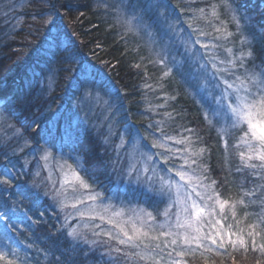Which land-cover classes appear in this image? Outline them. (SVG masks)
I'll list each match as a JSON object with an SVG mask.
<instances>
[{"label":"trees","instance_id":"trees-1","mask_svg":"<svg viewBox=\"0 0 264 264\" xmlns=\"http://www.w3.org/2000/svg\"><path fill=\"white\" fill-rule=\"evenodd\" d=\"M234 1L240 12L250 19L249 35L252 37V33H256L255 64L259 65L264 61V52H261L264 0ZM164 2L174 4L177 0ZM51 5L58 10L55 27L44 26L41 22L44 17L40 13L52 12ZM99 7L100 0H0V79L6 78L5 86L0 88V169L7 163L3 156L7 152L19 174L14 184L27 187L32 183L33 173L40 172L35 177L36 183L41 185L40 190H30L38 199L27 193L18 194L15 187L5 190L6 186H0V234L9 247L17 250L24 264H68L66 254L71 249L65 244L71 242L63 238L58 240L60 233L57 230L64 223L66 208L61 211L57 204L53 210L49 207L53 203L51 199L42 194L44 185L55 184L59 188L56 181L47 179L39 159L40 153L30 155L31 148L24 146L23 139L13 135L14 129L9 125L20 128L24 137L31 140L35 132L24 131V122L35 116L45 129L41 136L50 142L48 147L54 144L51 149L58 150L59 142L69 144L70 136L61 122L64 116L59 114L70 106L78 81L85 79L80 71L83 65L89 72L85 82L102 80L107 83L121 100L122 108L125 110L127 106L128 113L133 114L132 131L144 132V127L138 124L139 114L144 108L140 100L149 91L146 84L153 77L151 68L137 62L130 47L118 36L117 29L109 27L103 20ZM53 35L58 36L55 45L52 44ZM188 114L185 124L198 122L192 111ZM81 140V155L91 161L96 174L95 189L104 199L116 194L114 199L118 202L124 196L121 194L123 181L120 180L122 162L115 159L114 152L110 151L112 146L103 143L98 135H83ZM20 147L23 151L19 150ZM13 149H16L15 153ZM26 160L30 161L27 166ZM217 166V163L213 165V172ZM249 177L252 176L249 174L246 180H251ZM139 191L135 189L136 194ZM16 195L20 202H15ZM22 210L25 213L19 214ZM76 225H80L77 218L71 220L69 227ZM95 225L97 223L89 224L88 228L81 226V230L90 240L106 239L92 235L93 231L104 228H95ZM247 239V252L242 248L234 251L226 246V249L219 250V255L216 252L201 255L202 250H197L195 255L180 258L185 264H257V260L264 264V256L252 251L250 238ZM257 243H260L258 239ZM105 252L106 247L94 246L89 250L88 245L81 244L71 251V255L76 264H133L131 259L116 253L103 255Z\"/></svg>","mask_w":264,"mask_h":264},{"label":"snow or ice","instance_id":"snow-or-ice-1","mask_svg":"<svg viewBox=\"0 0 264 264\" xmlns=\"http://www.w3.org/2000/svg\"><path fill=\"white\" fill-rule=\"evenodd\" d=\"M224 3L232 12V20L239 28V19L235 15L232 5L227 0H224ZM160 7L161 5L154 3L153 0H124L122 14L130 16V19L125 21L129 26V31H136L137 33L144 31L151 37L153 29L160 27V17L164 16L163 13L159 12ZM51 8L53 11L48 14L43 11L40 13V16L44 17L41 22L44 26L55 27V17L58 10L55 9V5H51ZM217 8L218 5L216 4H211L208 10L199 8L193 13L192 19L219 20ZM164 19L166 22L167 17L164 16ZM133 20L136 21L135 26L132 25ZM188 27L199 34L195 40H191V35L189 39L193 47L199 44L201 48L205 49L201 59L203 60L204 56L210 58L200 64V67L204 68L210 62L216 70L214 76L216 73H227L233 77L231 80L226 78L223 80L225 88L220 91L218 99L213 98L215 107L211 110L210 117L207 112L205 113V120L209 124L216 123L219 125L218 135L223 139L226 151L228 143L225 137L234 130L240 132L235 147L239 148L242 144L246 151L238 153L241 167H238L237 171L251 170L249 174L260 183L253 184L250 189H244L241 185V197L238 200H225L221 198L220 193L215 188L216 181L213 180L208 184L203 183L207 177L192 168L193 165L197 164V159L194 157H201L206 149L203 147L194 148L191 135L187 137L162 135L160 139L153 138L151 147L164 148L166 152L172 153L171 156L163 152L157 153L166 165L170 159L175 157L176 153L181 151V149L169 147L166 141L185 145L183 152L186 153L180 157L183 159V164L179 167L173 165L166 169V172H174L175 177H178L179 180L171 176L157 174L155 164L152 165V176L148 175L149 168L147 166L142 169H135L130 166L127 171L129 183L134 182L137 188L142 190V194L153 199L155 203L167 201L164 210L160 213L164 219L158 222L156 215L144 207L132 208L128 211L121 208L113 211V206L110 203H97L102 194L93 188L96 181L91 177L85 179V176L81 174L86 172V169L80 166L78 158L76 167L65 161L64 164L60 165L63 180L59 188L55 184L44 185L45 190L42 194L51 199L53 203L49 207H52L53 210H56L57 204L61 211L68 207L74 210L65 214L64 223L57 230L60 233L58 240L63 238L65 241L71 242L65 244V247L70 248L71 251H75L76 247L81 244L88 245L89 250H93L94 246H102L107 248V252L103 255L116 253L131 259L133 264H184L177 257L195 255L197 250H202L201 255L205 252H216L219 255L220 249H226V246H230L234 251L242 248L247 252L249 248L247 238H250L252 251L264 256V242L257 243V237L264 241V197L259 198L258 201L252 199V197L257 196L259 191H264V61L260 65L254 62L256 58V33H252L251 39L245 37L241 40L242 49L238 55H233L232 49L227 48L226 51L231 58L218 60L216 52L212 49L220 45H209L202 42L199 36L208 35V33L204 29L194 27L191 22L188 23ZM212 27L217 33H222L217 39H227L232 35L228 31L225 21H221L220 25L213 23ZM261 27L264 28V26ZM49 34H51V28H49ZM57 40L58 36L53 35L52 44L55 45ZM245 44L249 45L247 50L243 48ZM65 51L68 49L66 48ZM261 52H264V42H262ZM248 61H253L251 68L248 66ZM73 62L75 61L73 60ZM157 62L164 65L161 79L171 77L173 74L172 67L168 66L163 59ZM221 65L223 66L221 67ZM182 68L183 64L176 66L177 74L199 93L201 91L199 77L191 71L185 74ZM80 71L81 76L85 78L78 81L82 86L89 77V72L83 65ZM91 96L92 92L86 91L83 99L86 100ZM9 127L14 129L13 135L15 137L23 139L24 146L31 148L30 155L35 156V154L40 153L39 159L43 160L45 167H47V162L53 158L51 147H54V144L48 147L50 142L41 136V132L45 129L42 128L40 120L34 116L31 121L26 119L24 122V131L30 134L35 132V135L31 136V140L24 137L23 131L16 128L15 125H9ZM185 131L193 132L192 129H185ZM161 132L163 133V129ZM19 150L23 151V147H20ZM15 151L16 149H13L14 153ZM142 155L146 156L148 161L155 159L152 154L142 153ZM3 156L7 163L0 169V186H6L5 190L15 187L18 194L27 193L36 196V193L30 190H40L41 185L35 181V177H38L40 172L33 173L32 183L28 184L27 187L24 184L16 185L14 181L19 179L16 167L8 158L7 152H4ZM29 163L30 161L26 160L25 166ZM133 172H135L134 179ZM142 176L144 177L143 180H141ZM90 179H92V183L89 182ZM69 191L73 193L71 201L68 196ZM244 197L250 199L245 201ZM36 198L39 197L36 196ZM257 202L261 210L255 214L256 219L250 224L236 229L233 228L232 224L227 226L223 224V219H227L223 215L226 206L230 207L231 217L239 225L240 221L236 220L237 205L247 207L248 204ZM79 205H84V208H80ZM217 206L221 214L219 218H217ZM173 208L176 209L175 212L172 211ZM40 215L43 216V212ZM248 215L249 213L246 212L244 219ZM76 217L81 219L87 217L88 220H99L111 225L110 230L102 229L92 232L93 236L106 237V239L90 240L88 235L81 230V225L69 227L71 220ZM206 226H209L208 231H205ZM82 227L88 228L89 225L84 224ZM95 228H101V225L97 224ZM233 237L235 238L233 239ZM71 251L66 254V260L68 264H76ZM62 255L65 254L62 253ZM0 264H24V261L20 260L17 250L9 248L7 251L0 250ZM257 264H260L259 260H257Z\"/></svg>","mask_w":264,"mask_h":264},{"label":"rangeland","instance_id":"rangeland-1","mask_svg":"<svg viewBox=\"0 0 264 264\" xmlns=\"http://www.w3.org/2000/svg\"><path fill=\"white\" fill-rule=\"evenodd\" d=\"M153 2L161 5L159 12L167 17V21L165 22L164 16H161L160 27L153 29L151 37L144 31H140L139 33L129 31V26L125 21L130 19V16L122 14L124 0H100L99 7L101 15L104 18L103 20L107 22L109 27L117 29L118 36L122 37L121 39L126 42L127 47H130L136 56L137 62L141 66L151 68L153 77L146 84V87L150 85V87H147L149 91L146 97L140 100V102L144 103V108L139 114L138 124L144 127V132H138V130L136 132L132 131L133 114L128 113L127 106L125 110L122 108L121 100L119 101V98L112 92L107 83L95 79L96 82H85L82 86L78 83L76 91L71 97L70 106L59 114L60 116H64L61 122L71 141H68L69 144L59 142V145H57L58 150L51 149L53 158L47 162V167H45V162L40 160L47 173V179L55 180L58 187L63 180L60 165L67 161V163L76 167L77 158L80 161V166L86 169V172L81 173L85 176V179H89V177L94 179L96 174L93 164L85 156L81 155V151L83 150L81 139L83 135L87 134L91 136L98 135L103 143L112 146L110 151L111 153L112 151L114 152L115 159L122 162L120 166L122 179L120 180L123 181L121 194L123 193L124 196L120 197L118 202H116L114 197L116 198L117 196L113 193L107 199L101 197L97 203H110L113 206V211L121 208L128 211L132 208L144 207L152 211L156 215L157 221L160 222L164 219L160 213L164 210L167 201L155 203L153 199H149L148 196L142 194V190L138 189L134 182L129 183L127 171L130 166L135 169H142L147 166L149 168L148 175L152 176V165L155 164L157 174L171 176L179 180L178 177H175L174 172H166V169L173 165L179 167L183 164V159L180 157L186 155V153L183 152L185 145L166 141L169 147L181 149L166 165L157 153L163 152L169 156L172 153L166 152L164 148L151 147L153 138L160 139L162 135L176 137L191 135L194 141V148L203 147L206 149L201 157H194V159H197V164L193 165L192 168L207 177L203 183L208 184L213 180L216 181L215 188L220 193L221 198L225 200H238L241 197V185L244 189H250L252 186L249 184H259L260 181L254 180L253 177H249L251 179L249 180L250 182L246 180L251 172L249 169L237 171V168L241 167L238 153L246 151L245 146L242 144L239 148L235 147L240 132L234 130L225 137L228 143L226 151L223 139L218 135L219 125L216 123L209 124L205 120V113L207 112L210 117L211 110L215 107L213 98L218 99L220 91L225 88L223 80L225 78L231 80L233 77L227 73H216L214 76L213 74L216 70L210 62L204 68L200 67V64L208 61L210 58L204 56L203 60L201 59L202 54L205 53V49L201 48L199 44L194 47L191 44V40H195L199 34L193 32L188 27V23L191 22L194 27L204 29L208 35L199 36V39L209 45H220L212 49V51L216 52L218 60H227L231 58L226 51L227 48L232 49L233 55H238L242 49L241 40L245 37L251 39V35L248 33L250 19L243 12H240L234 0H227V2L232 5V9L239 19V28H237L236 23L232 20V12L225 6L224 0H177V3L174 4H169L168 2H164V0H153ZM211 4L218 5L219 20L205 21L192 19L193 13L197 9L205 8L208 10ZM221 21L226 22L228 31L232 33L227 39H217L222 33H217L212 27L213 23L220 25ZM135 24L136 21L133 20L132 25L135 26ZM165 33L167 34L166 36ZM190 35L191 40L189 39ZM248 47L249 45L247 44L243 45L244 50H247ZM161 59L166 61L168 66L172 67L173 74L171 77L161 79L164 65L157 62ZM252 63L253 61H248L250 68L252 67ZM178 64H183L182 71L185 74L191 71L199 77L201 85L199 93L194 87L185 83L184 79L177 74L176 66ZM5 84L6 78H1L0 88L5 86ZM86 91H91L92 96L85 100L83 97ZM202 96L204 97L203 100ZM185 107L186 110L183 112L182 110ZM191 111L192 115L198 119V122L194 124L186 122L185 124L186 113L189 115L188 113ZM150 125L151 127H149ZM161 129H163V133ZM185 129H192L193 132L189 133ZM142 153L152 154L155 159L148 161ZM215 163L218 164L216 167L218 173L212 171ZM188 170L191 171V169ZM132 175L134 179L135 172ZM143 179L144 177L142 176L141 180ZM153 179L155 178L153 177ZM89 182L92 183L91 180ZM93 188L96 192L101 193L95 189L94 184ZM135 189L140 190L138 194L135 193ZM68 196L71 201L73 193L69 191ZM261 197H264V191H259L257 196L252 197V199L258 201ZM244 199L248 201L250 198L244 197ZM136 200L139 202L136 203ZM15 202H20L18 195L15 196ZM79 207L84 208V205H79ZM175 210V208L172 209L173 212ZM260 210L258 202L248 204L247 207L237 205L236 220L240 221L239 225H237L231 217L230 207L226 206L223 215L227 219H223L222 222L225 226L232 224L234 229L238 227L242 228L253 222L256 219L255 214ZM72 211L74 210L71 207L66 208L67 213H71ZM246 212L249 215L244 219ZM23 213L25 212L22 210L19 214ZM220 215L217 206V218ZM76 218L80 221L81 226L84 224H91L92 226L97 223L101 227H104L105 231L111 229V225L99 220H88L87 217L84 219L80 217ZM208 230L209 226H206L205 231ZM257 239L259 242H264L260 237H257ZM9 248L16 250L14 247H9L0 234V250L7 251ZM200 251L198 250V252ZM19 258L21 260L20 256ZM177 259L181 258L177 257Z\"/></svg>","mask_w":264,"mask_h":264}]
</instances>
